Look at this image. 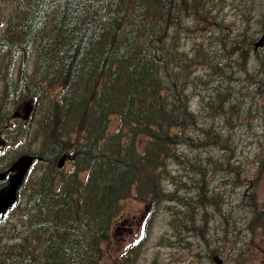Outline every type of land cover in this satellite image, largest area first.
Instances as JSON below:
<instances>
[{"label":"trees","instance_id":"1","mask_svg":"<svg viewBox=\"0 0 264 264\" xmlns=\"http://www.w3.org/2000/svg\"><path fill=\"white\" fill-rule=\"evenodd\" d=\"M0 8L10 12L0 31V130L10 142L0 170L19 152L41 157L0 226V264H100L125 198L170 210L174 202H202L190 198L187 178L173 188L164 178L171 164L187 177L192 163L203 172L191 148L238 150L241 121L219 126L201 113L207 104L208 115L239 117L232 70L214 58L233 52L218 5L0 0ZM198 25L207 26L210 47L200 41L188 51L182 37L196 36ZM25 97L35 100L28 126L13 120L5 127L3 116ZM112 116L117 127L110 129ZM63 153L69 167L57 166Z\"/></svg>","mask_w":264,"mask_h":264},{"label":"rangeland","instance_id":"2","mask_svg":"<svg viewBox=\"0 0 264 264\" xmlns=\"http://www.w3.org/2000/svg\"><path fill=\"white\" fill-rule=\"evenodd\" d=\"M66 2L67 0H54L56 6H62ZM235 2L236 0H208L209 5L220 7L217 18L223 22L224 28L233 38V52L228 56L220 52L214 58L220 60L218 63L222 71L225 72V68L232 70L236 80L235 86L238 88L236 103L239 117L235 120L233 115L227 119L224 116L208 115L206 114L207 104L201 113L204 122H212L219 126H228L230 122L238 125V121H241L236 137L238 150L213 152L214 150L203 147L191 148L188 156L195 159V162L203 168V172L196 171L192 163L194 168L187 171L188 177L177 174L180 169L175 165L168 166L164 186L173 188L174 184L184 183L187 178L192 185V190L189 192L190 198L197 201L200 197L203 198L202 202H197L194 206L190 204L184 207L174 202L172 204L175 206L170 210V204L167 203L152 206L146 201L133 197L125 198L116 214L109 243L104 245L108 255L101 259L100 264H118V261L126 255L130 261L125 264H205L200 261L201 257L194 259L193 254L199 249L197 240L192 238L191 247H189L179 238L180 233L186 232L187 223L209 225L207 237L211 245L217 246L219 256L224 263L239 264L238 261H240V264H250L252 238H250L249 226L250 217L253 215L249 212L250 201H253V196L257 200H264V64H261L257 69L258 73L254 74V65L239 59L235 52L234 43L242 37V26L232 14ZM9 14L7 9L0 8V31L4 26L6 15ZM195 32L196 36L183 35L182 47L190 51L200 41L206 48L210 47L207 26L202 28L198 25L195 27ZM245 34L250 36V23ZM214 48L216 49L217 46L214 45L213 50ZM258 55L264 57V47L258 51ZM28 66L31 67V63ZM204 70L201 67L197 68L199 72ZM1 87L0 81V93ZM191 104L196 110L200 109L199 96H192ZM12 107L13 105L10 111ZM2 122L4 124L5 120L2 119ZM109 126L110 129L117 127L115 116L111 117ZM3 140L5 137L1 132L0 141ZM29 141L31 142V136L28 137ZM194 141L200 140L194 139ZM24 145L25 143L21 147ZM226 156L230 158L224 159ZM69 166L70 163L66 162V167ZM233 169H237L236 174H233ZM226 174L230 177L228 182L224 180L227 177ZM237 176L239 182L250 183L251 188L244 190L243 186L234 197L230 190ZM197 179L202 181L198 185L194 184ZM238 200L241 201L240 205L237 204ZM208 201L211 202L206 205ZM146 210H149V214L146 219L147 224H144L143 228L138 231V224L135 221L131 228L126 227L129 225V221L125 220L127 217L146 215ZM117 221L123 222V225L114 230ZM5 223L3 221L0 226ZM221 244H224V247L221 248ZM120 264L123 263L120 262Z\"/></svg>","mask_w":264,"mask_h":264},{"label":"flooded vegetation","instance_id":"3","mask_svg":"<svg viewBox=\"0 0 264 264\" xmlns=\"http://www.w3.org/2000/svg\"><path fill=\"white\" fill-rule=\"evenodd\" d=\"M234 16L237 22L242 26V37L237 39L235 42V52L237 55L243 54L242 60L247 61V63H252L254 65V74L258 73V67L264 64V57L258 55V51L264 47V40L260 43L256 42L264 33V0H236L234 4ZM250 23V36L245 34L246 28ZM240 34V33H239ZM246 45H250L252 48L250 50L246 49ZM28 125V120L24 121ZM237 173V169H233V174ZM224 178L225 181H229V174ZM233 186L230 190L234 194V197L238 195L239 190L241 191L244 186V190L251 188V184H244L239 182L238 176L233 180ZM241 201L238 200L237 204L240 205ZM246 205V204H245ZM250 213L253 214L250 217V238L251 239V258L250 264H264V200L250 201ZM149 210H146V215H133L127 217L125 220L129 221L127 228L132 227L133 221L138 224V231L140 228L144 227L147 219ZM119 225H116L117 229L123 222L118 221ZM186 232L180 233L179 238L186 245L191 247V240L195 238L197 240L198 250L193 254L194 259L201 257L200 261L205 264H214L215 254L219 255L217 246H213L207 237L208 230L210 229L207 223H201L199 225H187L185 226ZM220 237V236H219ZM221 248L224 244L220 245ZM222 264H226L221 259ZM238 263H241L238 261Z\"/></svg>","mask_w":264,"mask_h":264},{"label":"water","instance_id":"4","mask_svg":"<svg viewBox=\"0 0 264 264\" xmlns=\"http://www.w3.org/2000/svg\"><path fill=\"white\" fill-rule=\"evenodd\" d=\"M264 39V36L260 39L261 42ZM33 109V102L28 100H23L17 103L15 106L11 117H21L27 119ZM65 155H62L59 159L58 165L63 163ZM34 155L32 154H21L18 156L11 164V166L3 172H0V179H2L8 171L7 182L4 186L0 188V218L7 208L15 201L16 193L19 185L21 184L24 175L32 163Z\"/></svg>","mask_w":264,"mask_h":264}]
</instances>
